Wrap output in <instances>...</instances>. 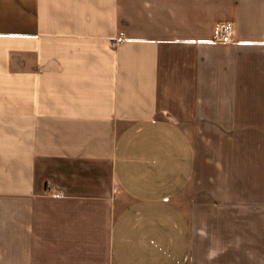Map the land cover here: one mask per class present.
I'll return each instance as SVG.
<instances>
[{"label":"crops","instance_id":"0c3cea01","mask_svg":"<svg viewBox=\"0 0 264 264\" xmlns=\"http://www.w3.org/2000/svg\"><path fill=\"white\" fill-rule=\"evenodd\" d=\"M0 264H264V0H0Z\"/></svg>","mask_w":264,"mask_h":264},{"label":"built area","instance_id":"2783aa9c","mask_svg":"<svg viewBox=\"0 0 264 264\" xmlns=\"http://www.w3.org/2000/svg\"><path fill=\"white\" fill-rule=\"evenodd\" d=\"M234 30L233 27L229 24H223L219 28V36L223 42H231L233 40ZM123 38L117 39L112 42V45L115 46L118 43L122 42Z\"/></svg>","mask_w":264,"mask_h":264}]
</instances>
